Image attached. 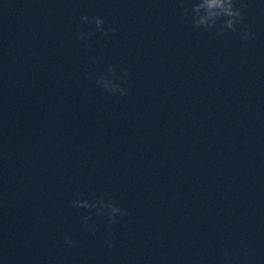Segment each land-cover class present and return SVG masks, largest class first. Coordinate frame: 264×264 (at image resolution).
<instances>
[{
  "label": "water",
  "instance_id": "1",
  "mask_svg": "<svg viewBox=\"0 0 264 264\" xmlns=\"http://www.w3.org/2000/svg\"><path fill=\"white\" fill-rule=\"evenodd\" d=\"M241 2L217 36L178 0H0V264H264V0ZM110 65L127 95L88 78ZM77 195L129 215L92 235Z\"/></svg>",
  "mask_w": 264,
  "mask_h": 264
},
{
  "label": "clouds",
  "instance_id": "2",
  "mask_svg": "<svg viewBox=\"0 0 264 264\" xmlns=\"http://www.w3.org/2000/svg\"><path fill=\"white\" fill-rule=\"evenodd\" d=\"M247 4L241 2L237 7V0H178V11L184 17L191 20V23L196 28H205L210 31H215L217 36H224L225 34L237 33L238 25H241L245 20L244 9ZM81 22L94 27L96 32L101 33L107 37L116 33L117 29L114 26L105 27V21L102 17L89 18L87 15L81 16ZM77 38L85 41L92 35V32L84 33L77 29ZM243 40H247L254 34L250 28H245L240 33ZM90 46V45H86ZM103 57H100L102 59ZM98 60H93L92 63H97ZM118 71H122L124 76H130L131 73L126 68H121L119 65H110L105 75H88L89 79H94L96 84L104 91L111 94L119 93L120 95H127V89L122 83H117L121 79ZM70 205L76 209L88 210L87 215H82L83 227H85L92 235H95L97 227L89 225L88 222L93 219V215L106 217L109 225L116 222L117 218H125L129 215L128 211L117 204L114 200H106L103 197H94L91 200L81 198L79 195L74 196L70 201ZM111 232V229H109ZM64 243L68 246L76 244L75 239L70 235H65ZM108 250L111 251L115 247L114 239H105ZM238 256L230 252H226L223 264H236Z\"/></svg>",
  "mask_w": 264,
  "mask_h": 264
}]
</instances>
